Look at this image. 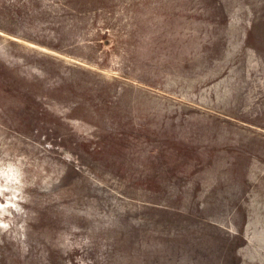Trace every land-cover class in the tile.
I'll return each instance as SVG.
<instances>
[{"label": "rangeland", "instance_id": "rangeland-1", "mask_svg": "<svg viewBox=\"0 0 264 264\" xmlns=\"http://www.w3.org/2000/svg\"><path fill=\"white\" fill-rule=\"evenodd\" d=\"M0 264H264V0H0Z\"/></svg>", "mask_w": 264, "mask_h": 264}]
</instances>
